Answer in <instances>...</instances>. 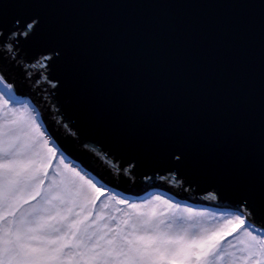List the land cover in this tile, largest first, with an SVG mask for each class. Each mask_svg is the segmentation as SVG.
Returning <instances> with one entry per match:
<instances>
[{"label": "water", "instance_id": "obj_1", "mask_svg": "<svg viewBox=\"0 0 264 264\" xmlns=\"http://www.w3.org/2000/svg\"><path fill=\"white\" fill-rule=\"evenodd\" d=\"M32 19L0 75L70 161L131 197L246 201L264 230V0H0L9 40Z\"/></svg>", "mask_w": 264, "mask_h": 264}, {"label": "snow or ice", "instance_id": "obj_2", "mask_svg": "<svg viewBox=\"0 0 264 264\" xmlns=\"http://www.w3.org/2000/svg\"><path fill=\"white\" fill-rule=\"evenodd\" d=\"M15 25L10 40L0 32L12 57L21 37L36 35L38 20ZM52 55L31 67H46ZM10 89L0 87V264H264V230L246 226L253 215L246 201L209 225L204 212L161 196L102 200L106 185L65 163L27 106L9 108Z\"/></svg>", "mask_w": 264, "mask_h": 264}, {"label": "rangeland", "instance_id": "obj_3", "mask_svg": "<svg viewBox=\"0 0 264 264\" xmlns=\"http://www.w3.org/2000/svg\"><path fill=\"white\" fill-rule=\"evenodd\" d=\"M1 76V75H0ZM7 84L5 82V79H3V83L0 84V87H6ZM11 92L14 94V96L16 97V100L15 101H10L9 102V108H17V109H22L23 107L27 106L28 110L31 112L32 115H35L38 117V123H41V120L39 118V114H38V111L36 110V108L33 106V104H31V102L29 101L28 98H21L20 100L18 98H20L19 96H17L13 91L12 89H10ZM3 99H8V96L7 95H3ZM51 146V145H50ZM65 160V163L71 165V163H73L75 165L74 162L72 161H69V159L67 158H64ZM67 160L69 161V163L67 162ZM58 161H55L54 162V166H55V163H57ZM77 165V164H76ZM78 166V165H77ZM77 169V171H80L78 169V167H75ZM81 168V167H79ZM82 169V168H81ZM83 170V169H82ZM84 172L80 171L82 175H85L87 174L88 177L92 178L94 182L97 183V185L99 186L102 182L100 180H98L96 177L92 176V174H90L89 172L83 170ZM103 184V183H102ZM105 185V184H104ZM108 187V186H107ZM114 190V189H113ZM108 195H113V196H118L120 199H127L130 203H137V204H140V203H145L147 202L148 200H152L154 199L156 196H161L163 199L165 200H170L173 204H180L181 207H192L194 209H196L197 211H201V212H204L205 213V216L202 217L201 219H203L207 224L211 225V224H214V223H218L220 222L219 218L218 217H223L224 216V219L226 218H229L231 216H234L236 215V211H232L233 213H229V211H215L213 209H209V208H216V207H211V206H205V205H196V206H193L195 204H193L192 206L191 205H187V204H182L178 201H176L175 199L169 197V196H166L165 194H163L162 192H159V190L157 189H152V190H149L147 191L145 194L139 196V197H132L131 199L130 198H125V197H122V196H119L117 194H115L113 191H109L107 190L106 188V195L105 197H102L101 199L102 200H107V196ZM131 197V196H130ZM120 207H126L125 205H120ZM208 207V208H207ZM217 209H225V208H217ZM223 212V214H222ZM216 216V217H213ZM247 227H249L250 229H253L256 231L257 234H259L260 230L259 228H257L256 226H254L253 224H250L248 223L246 225ZM235 235V234H234ZM231 238V237H230ZM229 238V239H230Z\"/></svg>", "mask_w": 264, "mask_h": 264}, {"label": "trees", "instance_id": "obj_4", "mask_svg": "<svg viewBox=\"0 0 264 264\" xmlns=\"http://www.w3.org/2000/svg\"><path fill=\"white\" fill-rule=\"evenodd\" d=\"M19 100L21 99V98H18ZM63 156H64V158H67L64 154H63ZM68 159V158H67ZM70 161V160H69ZM69 161L67 160V162L69 163ZM71 167H78V169L80 170V171H82V172H84L81 168H79V166H77L76 164L74 165L73 163H71V165H70ZM106 188H107V190H109V191H113L115 194H117V195H119V196H122V197H125V198H132V197H130V196H128V195H126V194H123V193H120L119 191H117V190H113V189H111L109 186L107 187L106 186ZM159 192H162L163 194H165L166 196H169V197H171V198H173V199H175L176 201H178L176 198H174L173 196H171L170 194H167V193H165V192H163V191H159ZM178 202H180V203H182V204H187V205H193V204H190V203H187V202H182V201H178ZM193 206H196V205H193ZM208 208V207H207ZM209 209H213V210H215V211H218V210H220V211H227L228 209H217V208H209ZM229 211V213H233L231 210H228ZM222 214H223V212H222ZM224 215V214H223ZM213 217H216V216H214L213 215ZM217 218V217H216ZM219 218V220L220 221H223L224 220V216L221 218V217H218ZM230 239H232V238H230Z\"/></svg>", "mask_w": 264, "mask_h": 264}, {"label": "flooded vegetation", "instance_id": "obj_5", "mask_svg": "<svg viewBox=\"0 0 264 264\" xmlns=\"http://www.w3.org/2000/svg\"><path fill=\"white\" fill-rule=\"evenodd\" d=\"M217 208V207H216Z\"/></svg>", "mask_w": 264, "mask_h": 264}]
</instances>
